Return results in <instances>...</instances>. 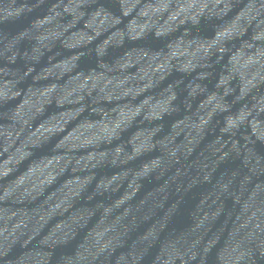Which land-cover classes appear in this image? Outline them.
<instances>
[{
	"label": "clouds",
	"instance_id": "obj_1",
	"mask_svg": "<svg viewBox=\"0 0 264 264\" xmlns=\"http://www.w3.org/2000/svg\"><path fill=\"white\" fill-rule=\"evenodd\" d=\"M0 264H264V0H0Z\"/></svg>",
	"mask_w": 264,
	"mask_h": 264
}]
</instances>
